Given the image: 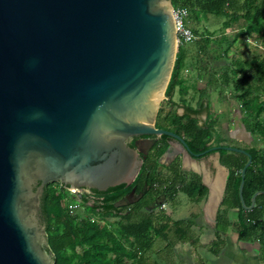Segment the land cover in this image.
<instances>
[{
  "label": "water",
  "instance_id": "95a60500",
  "mask_svg": "<svg viewBox=\"0 0 264 264\" xmlns=\"http://www.w3.org/2000/svg\"><path fill=\"white\" fill-rule=\"evenodd\" d=\"M177 49L171 0H0V264H55L41 216L46 185H130L162 135L183 163L216 151L223 167L221 148L246 154L241 205L251 210L264 195L244 202V149L191 154L182 136L156 127ZM168 144L160 158L173 155ZM216 180L205 184L206 212L213 193L216 206L223 198L226 179Z\"/></svg>",
  "mask_w": 264,
  "mask_h": 264
},
{
  "label": "trees",
  "instance_id": "16d2710c",
  "mask_svg": "<svg viewBox=\"0 0 264 264\" xmlns=\"http://www.w3.org/2000/svg\"><path fill=\"white\" fill-rule=\"evenodd\" d=\"M171 3L187 8V25L196 38L180 46L182 49L176 56L165 91L167 101L175 103L172 97L177 85L181 93L187 91L180 73L186 64L185 47L194 48L195 45L200 54L208 57L202 67L194 59V67L200 70L206 82V86L200 90L195 88L201 93L197 104L207 99L209 89L217 85H232L231 92L237 101L234 112L240 120L238 125L246 126L249 138L254 140L248 143L243 139L246 144L244 150L251 156L242 190L244 202L249 205L252 194L264 190V0H171ZM209 15L225 19L221 27L224 30L222 36L216 37L207 28L199 29V23L207 20ZM240 19L242 21L237 24ZM234 25L236 30L233 36L225 35L227 29ZM247 39H251L253 44H249ZM239 40L249 45L244 51L247 53L245 57L241 56L242 51L238 55L231 54ZM215 48L221 50V57H229L226 62L213 59ZM221 69L225 70L219 75ZM164 117L167 120L170 118L169 127H160L186 136L193 152H201L211 146L207 145L213 132L210 123L198 125L195 119L176 112L167 113ZM167 137L161 136L163 145L154 151L156 158L147 157L130 185L121 184L103 192L82 191L79 193L80 201L60 183L46 185L41 216L46 226V249L52 251L55 264H147L148 254L153 251L157 239L163 241L169 250L176 242L192 243L189 229L195 223L196 215L188 219H174L161 208L160 200H173L182 191L192 202L199 203L207 197L208 189L197 174L187 170L175 171L170 179L163 180L159 170L163 164L159 158L167 146ZM220 141L215 138L216 145H225ZM218 153L219 161L228 173L213 228L218 240L214 241L211 252L218 253L220 243L225 242L221 235H225L228 227L233 225L237 226L238 241L258 243L260 255L257 256L264 264V195H257L254 207L245 210L240 202L238 187L240 171L248 157L223 148ZM132 189L137 195L136 199L132 198L126 205L114 206ZM74 204L77 207L70 210ZM232 209L237 210L235 219L227 216L228 210ZM152 264H157V260Z\"/></svg>",
  "mask_w": 264,
  "mask_h": 264
},
{
  "label": "rangeland",
  "instance_id": "374dc122",
  "mask_svg": "<svg viewBox=\"0 0 264 264\" xmlns=\"http://www.w3.org/2000/svg\"><path fill=\"white\" fill-rule=\"evenodd\" d=\"M225 19L222 17H215L209 15L207 20H202L201 23H199V29L207 28L212 33H214L217 36H222L224 33V30L222 27V23ZM242 20L240 19L237 24H239ZM191 25V24H190ZM236 26H232L227 29L225 32V35L232 37L235 33L234 29ZM250 41V42H249ZM247 42L249 44H253L251 39H247ZM247 42H242V40H239L235 46L232 49L231 54H240L242 57H245L247 53L246 46H249ZM215 45V42L212 44V48ZM192 47H185V62L184 67L181 70L180 78L183 81V85H185L187 91H183L182 93L179 91L180 86H176L174 88L173 93V102L175 103H169L167 99H164L161 101L158 117L156 119L157 127L161 126H168L170 123V118L165 119V115L172 112H177V114H181L183 112V109L180 107L181 104H183V101L186 104H190L191 106L195 107L197 105V101L200 96V89L201 87L206 86V82L203 77H201V74L199 73L200 70L198 68L194 67V59L199 61L196 63L199 64V67H202L205 63V59H208L207 56L204 54H200L198 50L196 49L195 45ZM180 45L178 46V50L176 53V56L179 55V50H181ZM248 49V48H247ZM196 54L195 58L194 55ZM229 57L223 55L221 57V50L215 48L213 50V59L216 61H227ZM222 70L219 71V75L221 74ZM203 75V74H202ZM195 88L199 90H195ZM232 85L228 86H221L217 85L211 89L208 90V96L207 100L209 102V111L207 115V123L212 125V133L210 137V145H216L215 138H217L220 141V144H225L227 146L244 149L246 147L245 141L248 143H253L254 140L249 138L248 129L246 126L240 127L238 124L240 120L238 119L236 113L234 110H236V99L231 92ZM166 96V95H165ZM182 99V100H181ZM164 117V118H163ZM212 122V123H211ZM200 124H203L201 122ZM169 127V126H168ZM214 136V137H213ZM156 137V136H155ZM157 140L159 137H156ZM150 156L152 158H156L154 154V150H152L150 153ZM148 154V155H149ZM216 154H211L210 156H207L206 158H203L200 163L204 165V161L208 162V164L205 165L206 170L209 171L210 176L212 180L214 179V175L216 171L218 172L219 168L216 169V162L214 160ZM148 157V156H147ZM167 157L160 158V163L163 164L159 166L160 173L162 175L163 180L170 179L171 176L175 171L180 172V170H191V166L188 165V163L181 164L179 161L173 160L168 161L166 159ZM165 164V165H164ZM197 168L196 166H194ZM200 168V169H201ZM226 168V167H225ZM198 169V168H197ZM227 169V168H226ZM222 171V178H224L223 169H220ZM190 174V173H189ZM200 178V177H199ZM206 179V177H205ZM203 183L202 179H200ZM57 184V183H55ZM204 184V183H203ZM205 185V184H204ZM180 186V184H178ZM206 186V185H205ZM207 187V186H206ZM72 190L74 188H71ZM208 189V187H207ZM88 193V192H87ZM208 194V193H207ZM98 197V196H97ZM134 199L137 198V195L133 196ZM96 198V197H94ZM97 199V198H96ZM99 199V197H98ZM206 200L207 197L203 199V201L199 203H194L190 200L189 196L179 191L174 199H170L167 202L160 200L161 208L164 209V211L167 214H170L174 219H188L192 218V216L195 214V223L190 227L189 234L190 240L192 243L184 244L181 242H176L171 250H169L167 247H165L164 242L161 240L155 241L153 246V251L148 254L147 257V264H152L155 260H157V264H200L201 262L205 263H213V264H232L230 260L228 261H221L220 257L213 255V253L210 251L209 248L213 249L214 241L215 239H212L215 237V235L210 236V234L214 233V224H215V218L216 213L218 212V209L220 208L221 202L216 206L209 205V211L206 212ZM165 202V203H164ZM91 203V202H89ZM159 205V208H160ZM160 210V209H157ZM236 209L228 210L227 216L230 218H234L236 216ZM215 234V233H214ZM229 238V237H228ZM227 238V239H228ZM213 245V246H212ZM246 248L251 253L250 255L257 257V255H260V251L258 253V243L252 242V243H246ZM206 251V252H205ZM253 252V253H252ZM243 257V258H242ZM245 253L241 252V255L239 257H235V260L233 261L235 264H240L245 259ZM250 260L255 261L254 258H250ZM226 262V263H225Z\"/></svg>",
  "mask_w": 264,
  "mask_h": 264
},
{
  "label": "crops",
  "instance_id": "0c3cea01",
  "mask_svg": "<svg viewBox=\"0 0 264 264\" xmlns=\"http://www.w3.org/2000/svg\"><path fill=\"white\" fill-rule=\"evenodd\" d=\"M203 104H206L207 106H208V108H209V102H208V100L207 99H205L204 101H203ZM184 106H186V104H181V108L183 109L184 108ZM214 160H215V162L217 161V156H215L214 157ZM205 165H203V167H204ZM217 168H219V169H223L224 171H223V173H224V178H222L223 176H222V171L221 170H219L218 172L216 171V173H215V175H214V179L212 180V178H211V176H210V173H208L209 171H206V174H205V177H206V179L204 180L203 179V181H204V184H209V183H212L213 181H215L216 180V178L218 177V179L220 180V182H222L223 183V181L226 179V177H227V169L225 168V166H223V167H218V166H216V169ZM226 181V180H225ZM226 184V183H225ZM212 188H213V190L216 192L217 191V189H218V185H217V180L212 184V186H211ZM225 189V188H224ZM214 194H215V196H214ZM213 199L210 201V204H211V206H214V204H215V202H217L216 201V198H217V193H213ZM209 204V205H210ZM237 212V211H236ZM236 217V216H235ZM235 217L233 218V219H235ZM215 225V224H214ZM214 235V233L213 234H210V236H213ZM224 238V240H225V242H221L220 243V249H219V251H218V253L217 254H215V256H217V257H220V259H221V261H228V260H230V262L232 263V264H235L233 261L235 260V257L237 256V257H239L240 255H241V252H244L245 253V259L242 261V263H240V264H261L260 263V261H259V259H258V256L257 257H254V256H252V255H250L251 253L248 251V249L246 248L247 246H246V243H244V242H240V241H238V239H237V226L235 227V226H233V225H231L230 227H228V229H227V232H226V234L225 235H221V238ZM229 237V238H228ZM228 238V239H227ZM212 239H215V240H213V241H216V240H218L216 237H213ZM213 246V245H212ZM210 249V251H211V248H209ZM213 249H214V246H213ZM206 252V251H205ZM253 253V252H252ZM214 255V254H213ZM254 258V260L255 261H252V260H250V258ZM243 258V257H242ZM208 263V262H207ZM226 263V262H225ZM211 264V263H210ZM213 264V263H212Z\"/></svg>",
  "mask_w": 264,
  "mask_h": 264
},
{
  "label": "flooded vegetation",
  "instance_id": "af4514ba",
  "mask_svg": "<svg viewBox=\"0 0 264 264\" xmlns=\"http://www.w3.org/2000/svg\"><path fill=\"white\" fill-rule=\"evenodd\" d=\"M208 111H209V108H208V106L206 105V104H197V105H195V107H193V106H190V107H188V106H184V108H183V112L181 113V114H178V115H183L184 117H186V118H193V119H195L196 121H197V124L198 125H204L205 124V122H207V115H208ZM177 113V112H176ZM201 122H203V124H200ZM171 131H173V130H171ZM175 132V131H174ZM178 134V133H177ZM180 136H182L183 137V139H184V141H185V143H186V145H187V147L189 148V152L191 153V154H194V153H197V152H193L191 149H190V147H189V144H188V138H186V136H184V135H182V134H179ZM149 138H155L154 136H148ZM161 136L158 138V140H156V142L149 148V150H148V154L152 151V150H154V151H156L157 150V148L158 147H160V146H162L163 145V142L162 141H160L161 139ZM166 143H167V146L169 145L168 143L170 142L171 143V145H172V152L170 153V154H173V155H171V156H169V157H167L166 159H168V161H173V160H176V161H179L181 164H184L183 163V160H184V157H183V155L182 154H178V155H176L175 156V154L176 153H174V150H176L177 151V148H176V146H175V143L177 142L175 139H173V138H171V137H167L166 139ZM210 143V142H209ZM209 143L207 144V145H209ZM183 145V147H185V148H187L184 144H182ZM167 146H166V148H167ZM212 146V145H211ZM210 146V147H211ZM165 148V149H166ZM209 148V147H208ZM215 154L216 153V151H210L209 153H206L205 155H203V156H201V157H197V158H193V160L192 159H190L189 158V161H187L190 165H192V163H196L195 164V166L198 168L197 170L199 171V172H193L192 170H188V171H191L192 173H194V174H197L201 179H202V181H203V179H204V177H205V174H206V167L204 166L203 168H201L202 167V164L200 163V161L203 159V158H206L207 156H210L211 154ZM147 154V156H149ZM146 159H147V157H146ZM145 159V160H146ZM144 160V161H145ZM206 164H208V162H206V161H204V165H206ZM165 165V164H164ZM201 168V169H200ZM192 169V168H191ZM220 170V169H219ZM203 183H204V181H203ZM211 184V183H210ZM134 195H136L135 194V191H134V193L132 194V196H131V200H132V198H134L133 196Z\"/></svg>",
  "mask_w": 264,
  "mask_h": 264
},
{
  "label": "built area",
  "instance_id": "2783aa9c",
  "mask_svg": "<svg viewBox=\"0 0 264 264\" xmlns=\"http://www.w3.org/2000/svg\"><path fill=\"white\" fill-rule=\"evenodd\" d=\"M172 14L174 19L175 25V32H176V40H177V47L182 45L183 43L193 41L196 37L190 27L187 25V16L188 10L186 7L183 6H173L172 5ZM68 190L75 194L76 200L80 201L79 193L82 190L74 188H68ZM85 192V191H84ZM87 193V192H86ZM77 204L71 205L70 210L76 208Z\"/></svg>",
  "mask_w": 264,
  "mask_h": 264
},
{
  "label": "clouds",
  "instance_id": "9594fccd",
  "mask_svg": "<svg viewBox=\"0 0 264 264\" xmlns=\"http://www.w3.org/2000/svg\"><path fill=\"white\" fill-rule=\"evenodd\" d=\"M250 42V41H249ZM178 50V49H177ZM160 137V136H159ZM212 146H215V145H212ZM160 159V158H159ZM144 162V161H143ZM220 162V161H219ZM221 164V163H220ZM222 165V164H221ZM223 166V165H222ZM208 193V192H207Z\"/></svg>",
  "mask_w": 264,
  "mask_h": 264
}]
</instances>
